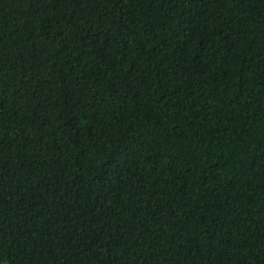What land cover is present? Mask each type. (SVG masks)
Here are the masks:
<instances>
[{
	"label": "trees",
	"instance_id": "1",
	"mask_svg": "<svg viewBox=\"0 0 264 264\" xmlns=\"http://www.w3.org/2000/svg\"><path fill=\"white\" fill-rule=\"evenodd\" d=\"M0 264H264V0H0Z\"/></svg>",
	"mask_w": 264,
	"mask_h": 264
}]
</instances>
